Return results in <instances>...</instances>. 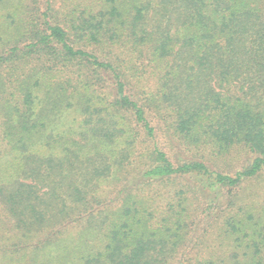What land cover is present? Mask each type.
<instances>
[{
    "label": "trees",
    "instance_id": "1",
    "mask_svg": "<svg viewBox=\"0 0 264 264\" xmlns=\"http://www.w3.org/2000/svg\"><path fill=\"white\" fill-rule=\"evenodd\" d=\"M60 1L0 0V264H264V0Z\"/></svg>",
    "mask_w": 264,
    "mask_h": 264
},
{
    "label": "rangeland",
    "instance_id": "2",
    "mask_svg": "<svg viewBox=\"0 0 264 264\" xmlns=\"http://www.w3.org/2000/svg\"><path fill=\"white\" fill-rule=\"evenodd\" d=\"M56 2L58 7L61 1L56 0ZM80 118H81V114L77 111L69 113L62 120L63 122L61 123V125H65L69 120L80 119ZM160 136L162 137V144L165 147L167 146L173 149L174 155L178 161L190 157V155H188V152H185L180 146H178L177 143L173 141L172 137L170 138L169 136H165V135H160ZM231 153L232 155H230L224 160L222 159L213 160L212 162L209 163L212 164L213 166L216 165L217 169H219V171L221 172L227 174H233L235 169L240 168L243 164H245L244 161L247 155H243V154L241 155V152H231ZM182 181H183L182 179H177V178L170 180V182L166 180L156 181L150 186V188L151 187L157 188L162 193L167 189L166 185L170 186L172 183H174L171 186L176 187L178 184L182 183ZM119 183L120 182L118 180H113L112 177H110L108 180L104 181L103 183H100V186L97 189L98 197L102 199L105 197H113L114 187ZM242 187L243 188L241 190H243L245 194L247 195L249 194L248 197L250 201H254V203H256L257 205L264 204V171H262L256 178L245 183V185H243ZM159 202L161 203L162 201ZM214 205H210L209 209L207 208L204 210V214L201 215L202 220H206V216H209L212 213H215V211H217V209L213 208ZM201 225L202 223L199 224V227H201ZM79 229L80 231L82 230V228L76 227L75 229H73V231L75 230L79 231ZM198 230H200V228ZM204 232L205 234L203 233L202 236L200 233V236L203 238V241L201 242L202 245L200 244V246L194 248V250H189L187 248L185 250L190 251L191 253L199 252L203 254L213 255V257H219V258L224 253H231L232 249H230V247L227 246L226 239H223V242L220 241L221 235H219L220 232L217 230L215 224L209 225L206 231Z\"/></svg>",
    "mask_w": 264,
    "mask_h": 264
}]
</instances>
